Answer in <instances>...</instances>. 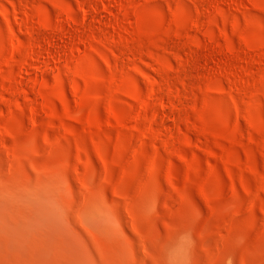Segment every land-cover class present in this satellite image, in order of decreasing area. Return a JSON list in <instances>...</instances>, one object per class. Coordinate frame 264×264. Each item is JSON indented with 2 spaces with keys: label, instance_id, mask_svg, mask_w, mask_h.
<instances>
[{
  "label": "rangeland",
  "instance_id": "rangeland-1",
  "mask_svg": "<svg viewBox=\"0 0 264 264\" xmlns=\"http://www.w3.org/2000/svg\"><path fill=\"white\" fill-rule=\"evenodd\" d=\"M78 1L0 5L14 2L37 27L46 16L66 22L59 6ZM234 1L130 0L119 34L91 10L106 45L81 43L62 85L19 74L0 16V264H264V0ZM64 28L63 41L76 37ZM42 33L33 45L60 47ZM224 45L255 56L250 76L219 74ZM159 85L181 91L180 120L159 115L152 133L138 96L156 101Z\"/></svg>",
  "mask_w": 264,
  "mask_h": 264
},
{
  "label": "bare ground",
  "instance_id": "bare-ground-1",
  "mask_svg": "<svg viewBox=\"0 0 264 264\" xmlns=\"http://www.w3.org/2000/svg\"><path fill=\"white\" fill-rule=\"evenodd\" d=\"M236 2L234 1L232 3L237 4ZM10 5L12 6V11H10L4 5H0V16H1L2 22L5 26L4 28L6 29V32H8V34L11 36V40H10V42H11V54H12V56H13L16 64H17L19 71H20L19 74H21V73L22 74L24 73V75L26 74L27 76L25 78L28 77V80L26 79L27 81H32L34 78L37 81V83H41V84H45L47 82V80L45 78L46 76L43 73L50 74L52 76L54 83L59 84V85L63 84V79H62V75H61L62 71L61 70L68 71L70 69L71 62L73 60H78L77 56L81 51V49L79 47V45L81 43L84 44L86 42V45L90 49H95V50H97V46H95V43H99V44H101V46L106 45L105 40H103L104 41L103 42L101 40V38H99L100 35L96 36L94 33V29L88 23L91 10L94 12L99 11V12H102L104 14H107L108 15V20H107L108 26H107V28L111 27L113 29H116L118 34L120 33V31L125 30L124 26L122 25V21L119 20V19H121L120 17L126 16L127 15L126 13L129 12V10L134 11V13L136 11V8L135 9L131 8L132 2H130V0H80L77 2L76 5L67 4V5L59 6L60 7V13H61L62 17L64 16V19L67 20L66 22H64L62 19H57V20L55 19V21H53L50 17L46 16L45 20H43L44 22L43 23L38 22L37 24L35 23L36 26L38 25L37 27H35L34 23L31 20L30 14H28L24 9H22V10H24L22 13L23 14V16H22L21 15L22 11L20 12V10L16 7L14 2H10ZM215 6H217V5L215 4ZM57 9L59 10V8H57ZM113 9L114 10L116 9V12L114 11L115 13H113ZM218 9L223 11L222 8H220V7H218ZM186 12H187V15L192 19H196L198 16V10L195 8L194 9H187ZM31 16H32V14H31ZM103 18H104V16H103ZM93 19H91V20H93ZM123 19L124 18H122V20ZM67 22L73 26L74 34L76 37L72 36L68 40L66 39V41H63L61 39V36L65 35L64 34V31H65L64 24ZM94 25H95V23H94ZM68 27H70V26H68ZM49 29L51 31H53V33L55 34V36L58 37L59 40L60 39L62 40V41L60 40L62 45L60 44V47H57V50L54 49L56 46L55 47H49V45L43 46V45L38 44L39 37H41V35L43 34L42 33L43 30L49 31ZM4 32H5V30L3 31L1 29V26H0V36L1 37H2L1 34H4ZM16 32H27V33H29L30 34V40L28 41V43L25 44V42L20 41L17 38ZM101 32H102V30H101ZM69 33H71V32L69 31L68 34ZM105 34H107V33H105ZM117 37H118V35H117ZM50 39H53V38H50ZM34 40L38 41V42L35 41V45H36V42L38 45L37 48L35 45H33L31 43V41H34ZM108 40H110V39L108 38ZM113 40H114V38H113ZM49 41L52 42V41H54V39L49 40ZM42 43H43V40H42ZM252 43L253 42L247 43L245 47H246V50H248V52L252 53L251 55H254V51L260 50L261 47L259 46V43H253V44ZM48 44H49V42H48ZM115 44H116V42H115ZM86 45H85V48L82 47L83 48L82 51H84L86 49V47H87ZM96 45H98V44H96ZM190 46L193 47L197 51L198 50L200 51V49H201L200 44H197V43L190 44ZM258 47H260V49ZM193 48H191V50ZM221 49H223V48H221ZM1 51L2 50H0V54L4 55V53H1ZM221 51H220V54L222 56H224L223 54L226 53V55H225L226 57L224 59L225 61L220 59L223 62L222 63L220 62V64H218V66H217L218 70L217 71L219 72V69H220L219 74H222L225 77V79L227 78L229 80L230 76L232 78V76H234L235 74H238V73H241V74H243V76H246V77L251 75V64L253 62L257 61V60H255V61L253 60V62L251 63V60L254 59L255 56L253 58H250L251 60L246 59L247 57L245 58V56L248 54V52H247L246 55H244V56H243V54H241L244 57V59H242V58H240L239 51L231 45H227L226 47L224 45V51L225 52L222 53ZM245 51H244V53H245ZM255 53H258V52L256 51ZM100 55H101L102 60L104 61L106 66H108L109 69H112L115 67V65L113 66L111 64V60L105 51H101ZM192 55L193 54H191V56ZM256 56H258V54ZM39 57L42 60V62H41L42 64L37 63L38 62L37 60H39ZM198 60H196V61H198ZM220 60H218V61H220ZM232 62H235V63H232ZM235 64H236V67L238 66L236 69L234 68ZM232 67H233V69H232ZM36 69L41 71V74H39L38 76L36 75L38 73V71L34 72V70H36ZM40 71H39V73H40ZM76 74L78 75L79 78H82V79H85V77H86V75L84 73H82L81 71H77ZM30 76H32V77H30ZM19 77L22 78L21 75ZM9 79L8 78L5 79L6 81H8V84H9L8 87L11 89L13 88L14 90L16 89V91L20 90V88L16 87L17 86L16 84L18 82L15 84V83H13L14 80H9ZM203 82H205V81H203ZM5 84H7V82ZM23 84H24V81H23ZM3 85L4 84H2L1 86H3ZM75 90L76 91L80 90V88L76 87ZM20 92L27 93V91H25L24 89L21 90ZM152 93L154 95H156V101H154L152 103L145 102V99L147 98V96L145 97V95L142 93H140L138 97L144 101L143 102L144 108H148L150 106V109L152 111V115H151V121L149 122V129L152 130V133H153V131L155 129L154 126L156 124V121H157V118L159 117V115H162L161 119L163 120L162 122H164V124L167 121L168 122L171 121L173 124H176L179 122L180 110H179V108L176 107V105H174L173 101L175 98L181 96L182 93L178 88L162 87L160 85H159L158 89H156V90L152 89ZM38 97H40V100H41L40 101L41 102L40 104L42 105L41 107H43L44 109L48 108V105H47L44 97L41 94ZM148 98H149V96H148ZM61 99H62V104L63 105L66 104V101L63 98H61ZM33 109H35V108H33ZM114 116H115V118L118 117L116 114H114ZM96 121H98V119H95V122ZM98 122H96V123H98ZM168 130H170V131L173 130L170 125L168 127Z\"/></svg>",
  "mask_w": 264,
  "mask_h": 264
},
{
  "label": "clouds",
  "instance_id": "clouds-1",
  "mask_svg": "<svg viewBox=\"0 0 264 264\" xmlns=\"http://www.w3.org/2000/svg\"><path fill=\"white\" fill-rule=\"evenodd\" d=\"M169 264H173L172 258L169 257Z\"/></svg>",
  "mask_w": 264,
  "mask_h": 264
}]
</instances>
